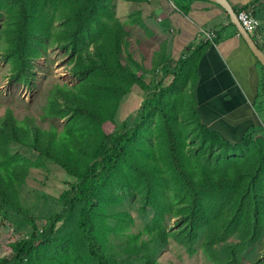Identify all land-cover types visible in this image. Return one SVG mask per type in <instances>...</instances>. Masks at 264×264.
Returning a JSON list of instances; mask_svg holds the SVG:
<instances>
[{
    "label": "trees",
    "instance_id": "obj_1",
    "mask_svg": "<svg viewBox=\"0 0 264 264\" xmlns=\"http://www.w3.org/2000/svg\"><path fill=\"white\" fill-rule=\"evenodd\" d=\"M107 1L0 0V22L5 17L1 10L8 8L4 27L0 26V45L5 47L0 54L14 66L9 79H27L50 40L71 52V73L77 79L73 85L63 80L54 85L45 108L44 114L66 119L72 130L65 136L42 128L33 118L21 123L15 112L0 118V156L12 143L27 146L75 178L61 196L62 210L50 217L46 230L33 228L29 237L10 246L11 253L0 264H51L52 248L61 257H76L79 262L74 264H165L158 259L169 237L193 253L203 230L211 261L239 264V248L256 242L264 230V134L260 125V132L248 131L233 144L202 120L197 106L200 60L209 43L214 46L224 39L222 33L203 48L189 46L175 68L161 80L150 79L149 86L129 53L130 34L110 14ZM172 1L187 14L199 0ZM260 5L261 0H252L242 11L253 10L258 17ZM138 17L142 18L133 16ZM231 23L236 36L239 32ZM253 38L259 43L257 36ZM170 59L162 51L153 64L162 67ZM261 68L255 103L264 105ZM180 87L190 96L180 102L178 93L177 101L171 102ZM136 89L146 92L148 100L133 124L123 123L124 129L112 136L104 126L114 122L122 98ZM25 182V175L17 181L0 173V215L20 212ZM130 197L140 200L142 228L137 234L127 221L131 212L124 207ZM167 212L176 215L170 232ZM62 224L71 228L58 236L56 229ZM233 235L239 242H224Z\"/></svg>",
    "mask_w": 264,
    "mask_h": 264
},
{
    "label": "rangeland",
    "instance_id": "obj_2",
    "mask_svg": "<svg viewBox=\"0 0 264 264\" xmlns=\"http://www.w3.org/2000/svg\"><path fill=\"white\" fill-rule=\"evenodd\" d=\"M154 1L149 0L148 3L144 4H136L134 0L107 1V4L111 6L109 9L110 14L114 15L130 34L129 53L139 64L145 76L144 83L149 86L153 85V83H149L150 79H155L153 81L163 79L167 72L174 69L176 65L175 62H168L162 67H155L153 64L156 54L162 56V51L164 55L166 54L162 44L164 41L162 35L168 34L167 28L161 27L162 20L158 17L159 8L154 5ZM167 1L170 3L169 0ZM171 7L173 8L172 5ZM1 11L5 16L0 22V26L3 28L8 17V8L5 7ZM137 15L142 16V18H133ZM141 23L145 24L146 29L141 27ZM261 29L262 25L260 26ZM156 34L157 36L153 37ZM213 35L215 36V34ZM4 48V45L1 44L0 51ZM71 60V52L64 50L50 40L44 47L42 55L35 61V67L30 76L20 81L19 79L15 80V77L9 79L14 66L4 58V54H0V118L7 112H15L21 123L28 117L33 118L42 128L50 131L56 130L59 135L65 136L63 135L64 132L72 130V128L66 126V119L60 120L58 117L44 113L50 95L49 91L54 85L63 81L71 85L76 83L77 79L71 73L73 67L70 65ZM178 93L180 102H186V97L190 96L188 92L180 87L173 92L172 97L170 96L171 102L174 99L176 100ZM181 94L184 96H181ZM147 100L146 92H141L138 89L124 96L119 103L114 122L107 123L104 126L105 131L107 133L112 132L111 134L114 136L124 129V127H121L123 123L126 122L125 126H131L136 114L141 111ZM262 101H264V97ZM251 106L257 115L259 125L254 126L250 131L260 132L259 129L263 125L261 132L264 134V105L260 102H251ZM238 132V136H240L241 132ZM243 139L235 142L231 141V143L237 144ZM187 152L191 153L189 150ZM0 173L4 178L13 177L17 181H22L25 175L26 180L20 188V212L8 210L0 215L1 260L11 253L10 246L25 237H29L33 233V228L36 227V230L39 229L40 231L46 230L50 217L62 210L63 200L61 196L75 178L67 174L55 161L41 156L35 150H31L30 147L16 143L10 145L8 153L1 154ZM138 205H140V200L133 197H130L124 204V207L129 209L132 214H128L127 221L136 234L141 232L142 228L138 219ZM175 217L176 215L172 212L166 213L167 223L165 226L169 232L170 228L174 227L173 225L176 223ZM70 228L68 224L58 225L56 229L58 236L63 235ZM125 235L128 238L126 233ZM205 236L206 231H201L193 253H190L184 246L179 245L173 237H169L167 245L161 249L158 260L165 264H215L205 254L203 245ZM110 237L117 244L113 234ZM233 239L239 242L235 235L228 236L224 242H231ZM239 249L240 252H237L239 264H253L258 260L264 263V230L260 231L256 242L247 246L243 245ZM50 251L51 256H48V258L53 261L51 264H74L79 262L74 256L61 257L59 255L60 251L55 248L50 249ZM54 252L55 254H53Z\"/></svg>",
    "mask_w": 264,
    "mask_h": 264
},
{
    "label": "crops",
    "instance_id": "obj_3",
    "mask_svg": "<svg viewBox=\"0 0 264 264\" xmlns=\"http://www.w3.org/2000/svg\"><path fill=\"white\" fill-rule=\"evenodd\" d=\"M229 1L233 7L242 10L251 0ZM196 2L184 14L173 9L166 0L154 1V5L159 8L161 27L168 31V34L162 35L163 43H166V53L171 58L169 62L176 63L190 45L196 43L195 45L203 48L208 41H213L207 38V34H215L217 37L218 33H222L224 39L219 45L213 46L212 42L209 43L200 60L197 100L204 123L226 140L235 142L243 139L248 131L259 125L251 102H256L259 95L263 71L241 35L233 36L224 9L206 1ZM257 12L259 15L255 16L262 25L259 31L262 39L258 44L264 52V0H261ZM238 131L241 132L240 136Z\"/></svg>",
    "mask_w": 264,
    "mask_h": 264
},
{
    "label": "water",
    "instance_id": "obj_4",
    "mask_svg": "<svg viewBox=\"0 0 264 264\" xmlns=\"http://www.w3.org/2000/svg\"><path fill=\"white\" fill-rule=\"evenodd\" d=\"M210 3L217 4L221 6L224 11L229 15L232 23L236 26L239 34L246 42L247 46L249 47L250 51L254 55V57L258 60V62L264 67V52L259 47L257 41L250 35L246 29L242 26L238 19V14L229 0H206Z\"/></svg>",
    "mask_w": 264,
    "mask_h": 264
},
{
    "label": "built area",
    "instance_id": "obj_5",
    "mask_svg": "<svg viewBox=\"0 0 264 264\" xmlns=\"http://www.w3.org/2000/svg\"><path fill=\"white\" fill-rule=\"evenodd\" d=\"M238 19L242 26L250 35L258 36L261 22L257 19L252 11L243 10L238 13ZM209 38L215 37L214 35L208 36Z\"/></svg>",
    "mask_w": 264,
    "mask_h": 264
},
{
    "label": "bare ground",
    "instance_id": "obj_6",
    "mask_svg": "<svg viewBox=\"0 0 264 264\" xmlns=\"http://www.w3.org/2000/svg\"><path fill=\"white\" fill-rule=\"evenodd\" d=\"M169 1H170V3H168V1L166 0L167 4H169V5L171 4V5L173 6V8L177 9L176 3H174L172 0H169ZM176 1H177V0H176ZM184 1H185V0H184ZM251 1H252V0H251ZM187 2H188V1H187ZM190 2H191V1H190ZM196 3H197V2H196ZM206 3H207V2H206ZM230 3H231V2H230ZM158 4H159V3H158ZM184 4H186V1H185ZM188 4H189V3H188ZM188 4H187V5H188ZM240 4H241V3H240ZM252 4H253V3H252ZM171 5H170V6H171ZM187 5H186V6H187ZM192 5H193V4H192ZM209 5H211V4H209ZM238 5H239V4H237V6H238ZM186 6H184V9H185ZM237 6H236V7H237ZM240 6H241V5H240ZM240 6H239V7H240ZM244 6H245V5H244ZM167 7H168V6H167ZM239 7H238V8H239ZM245 7H246V6H245ZM152 8H153V7H152ZM182 8H183V7H182ZM221 8H222V7H221ZM234 8H235V7H234ZM179 9H180V8H179ZM188 9H189V8H188ZM235 9H236V8H235ZM239 9H240V8H239ZM244 9H245V8H244ZM177 10H178V9H177ZM186 10H187V9H186ZM186 10H184V11H186ZM237 10H238V9H237ZM250 10H251V9H250ZM175 11H176V10H175ZM239 11H242V10H239ZM239 11H238V12H239ZM252 11H253V10H252ZM224 13H225V12H224ZM255 13H256V12H255ZM176 15H177V14H176ZM256 15H257V14H256ZM159 17H160V16H159ZM168 17H169V16H168ZM261 17H262V16H261ZM263 17H264V16H263ZM163 18H164V17H163ZM165 18H166V17H165ZM174 18H175V17H174ZM176 18H177V17H176ZM219 18H220V17H219ZM213 20H214V19H213ZM261 20H262V19H261ZM179 22H180V21H179ZM230 23H231V21H230ZM164 24H165V23H164ZM183 24H184V23H183ZM231 24H232V23H231ZM221 25H222V24H221ZM178 26H179V25H178ZM207 26H208V25H207ZM216 26H217V25H216ZM173 27H174V26H173ZM228 27H229V26H228ZM203 28H204V27H203ZM218 28H219V27H217V29H218ZM219 29H220V28H219ZM219 29H218V30H219ZM222 29H223V28H222ZM224 30H225V29H224ZM207 32H208V31H207ZM207 32H206V33H207ZM218 32H219V31H218ZM177 34H179V33H177ZM258 34H259V33H258ZM261 34H262V32H261ZM210 35H213V34H207L206 36H210ZM218 35H219V34H218ZM261 36H262V35H261ZM208 38H209V37H208ZM214 38H215V37H213V38H209V39H210V40H214ZM260 39H262V38H260ZM218 41H219V40H218ZM261 41H262V40H261ZM259 42H260V41H259ZM263 42H264V41H263ZM192 43H193V42H192ZM218 45H219V44H218ZM187 47H188V46H187ZM190 48H191V45H190ZM190 48H188V49H190ZM191 49H192V48H191ZM184 50H185V49H184ZM184 50H183V51H184ZM186 50H187V49H186ZM188 51H189V50H188ZM181 53H182V52H181ZM188 53H189V52H188ZM178 54H179V52H178ZM175 55H177V54H175ZM180 55H181V54H180ZM186 56H187V55H186ZM179 59H180V58H179ZM120 60H121V59H120ZM176 63H177V62H176ZM121 64H123V63H121ZM170 64H172V63H170ZM129 72H130V71H129ZM137 74H139V73H137ZM182 74H183V72H182ZM182 74H181V75H182ZM187 74H188V72H187ZM189 74H190V73H189ZM139 75H140V74H139ZM171 75H172V74H171ZM172 77H173V76H172ZM109 79H110V78H109ZM120 80H121V79H120ZM163 82H164V81H163ZM262 94H263V93H262ZM257 106H258V105H257ZM262 107H263V106H262ZM263 108H264V107H263ZM114 110H115V109H114ZM263 110H264V109H263ZM263 110H262V111H263ZM260 115H261V114H260ZM109 116H110V114H109ZM260 117H261V116H260ZM107 118H108V117H107ZM113 120H115V119H113ZM122 123H123V122H122ZM225 139H226V138H225Z\"/></svg>",
    "mask_w": 264,
    "mask_h": 264
},
{
    "label": "clouds",
    "instance_id": "obj_7",
    "mask_svg": "<svg viewBox=\"0 0 264 264\" xmlns=\"http://www.w3.org/2000/svg\"><path fill=\"white\" fill-rule=\"evenodd\" d=\"M258 38H259V40H260V36H259V34H258V36H257Z\"/></svg>",
    "mask_w": 264,
    "mask_h": 264
}]
</instances>
